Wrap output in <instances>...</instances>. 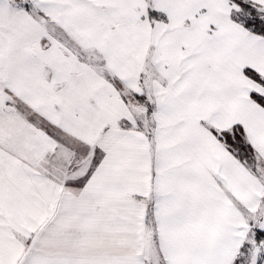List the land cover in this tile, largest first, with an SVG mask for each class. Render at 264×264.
Segmentation results:
<instances>
[{
	"label": "snow or ice",
	"instance_id": "obj_1",
	"mask_svg": "<svg viewBox=\"0 0 264 264\" xmlns=\"http://www.w3.org/2000/svg\"><path fill=\"white\" fill-rule=\"evenodd\" d=\"M0 264H264V0H0Z\"/></svg>",
	"mask_w": 264,
	"mask_h": 264
}]
</instances>
